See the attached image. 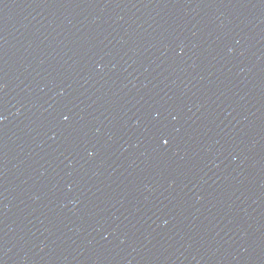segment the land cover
<instances>
[{
    "label": "water",
    "instance_id": "95a60500",
    "mask_svg": "<svg viewBox=\"0 0 264 264\" xmlns=\"http://www.w3.org/2000/svg\"><path fill=\"white\" fill-rule=\"evenodd\" d=\"M0 264H264V0H0Z\"/></svg>",
    "mask_w": 264,
    "mask_h": 264
},
{
    "label": "snow or ice",
    "instance_id": "6c2138e0",
    "mask_svg": "<svg viewBox=\"0 0 264 264\" xmlns=\"http://www.w3.org/2000/svg\"><path fill=\"white\" fill-rule=\"evenodd\" d=\"M167 143H168V141H167V140H165V141H164V144H165V146L167 145Z\"/></svg>",
    "mask_w": 264,
    "mask_h": 264
},
{
    "label": "clouds",
    "instance_id": "9594fccd",
    "mask_svg": "<svg viewBox=\"0 0 264 264\" xmlns=\"http://www.w3.org/2000/svg\"><path fill=\"white\" fill-rule=\"evenodd\" d=\"M89 155H91V153H89Z\"/></svg>",
    "mask_w": 264,
    "mask_h": 264
}]
</instances>
